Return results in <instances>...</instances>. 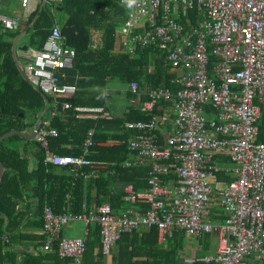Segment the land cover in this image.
<instances>
[{
    "label": "built area",
    "instance_id": "obj_1",
    "mask_svg": "<svg viewBox=\"0 0 264 264\" xmlns=\"http://www.w3.org/2000/svg\"><path fill=\"white\" fill-rule=\"evenodd\" d=\"M61 3L62 0H54ZM130 7L118 29L119 51L134 56L138 46L155 48L164 65L175 74L180 86L171 110L154 116L145 124H127L150 133L158 126L171 125L165 146L158 148L150 134H140L128 143V150L140 161L152 164L148 188L137 192L131 185L123 190L127 206L118 213L108 202L81 213H57L50 205L43 209V231L49 236L43 251L58 243V255L80 264L85 251L87 226L97 222L101 253L109 256L124 232L140 226L156 227L162 244L175 231L190 237L216 235L212 254L193 260L195 264H262L264 261V144L258 143L264 115V0H116ZM27 9L31 0H19ZM2 0H0L1 9ZM19 19L0 13V30L15 32ZM75 51L63 44L59 28L50 31L40 50H29L24 67L30 84L47 97L49 120L43 119L36 141L47 147L57 132L51 120L71 109L60 98L75 95L77 88L61 79L71 70ZM132 95L138 86L130 83ZM170 89L148 92V100L130 104L151 112L159 101H169ZM77 118L109 119L103 109L74 108ZM85 114V115H84ZM88 114V115H87ZM264 123V121H263ZM93 130L82 145L83 156L60 157L48 154L45 165L72 172L83 168L104 171L106 164L86 160L93 146ZM174 161L176 182L162 184L168 174L167 162ZM229 163V165L225 164ZM133 164L126 163L127 168ZM87 176V175H85ZM232 178L217 183L215 177ZM212 184V185H211ZM216 200L224 220L207 216L208 203ZM81 222L83 236H61L62 227Z\"/></svg>",
    "mask_w": 264,
    "mask_h": 264
},
{
    "label": "trees",
    "instance_id": "obj_2",
    "mask_svg": "<svg viewBox=\"0 0 264 264\" xmlns=\"http://www.w3.org/2000/svg\"><path fill=\"white\" fill-rule=\"evenodd\" d=\"M60 7V14L65 18L61 33L65 44L74 49L76 54L73 70L77 76L74 82L77 91L71 98L59 99L60 102H68L71 109L65 112L63 120L57 117L51 120L50 127L56 130L57 136L48 138L49 149L60 156L78 157L82 153V145L88 132L93 130V146L88 149L85 158L108 166L104 171H94L89 167L75 172L57 169L45 165L42 151L36 159V168L28 173L26 162L16 152H11L4 146L5 142L18 137L13 136L0 143V164L6 169L0 181V264H72L58 255V243L54 244L49 253H40L36 257L26 254L20 260L16 252L5 249L4 234L14 229L13 224L10 227L2 226L5 217L15 218V223L21 219L18 213L15 214L16 217L13 215L16 206L14 200L29 190L38 199V215L43 214L46 205H50L57 213L66 210L81 213L84 204L89 211L103 202H108L116 213L123 210L127 204L123 200V191L118 186L122 188L133 184L135 191L146 189L149 172L147 166H124L133 156L128 150V139L144 131L127 127V124L149 122L154 115H162L174 99L160 101L152 112H141L128 104V101L137 98L138 103L145 102L148 100V92L160 87L170 89L175 96L180 87L173 83L175 74L164 66L160 52L154 53L149 48L137 49L135 56L131 57L115 50L116 28L126 18V11L116 0H63ZM40 8L31 15L29 23L21 27L20 31L7 33L0 30V136L12 130L22 131L27 117H31L29 125L34 128L45 109L42 95L20 77L11 56V44L6 41L8 36L13 39L19 32L29 29L32 47L42 49L55 25L52 13L56 11L51 4L46 5L42 12ZM37 15L40 17L30 29L29 26ZM95 29L101 30L98 40L92 33ZM95 43V47H92ZM150 67L152 69L149 70ZM110 81H117L124 88L117 91L127 101L120 117L112 115L111 119H76L75 107L109 110L106 103L108 95L104 89ZM133 82L138 86V96L132 95L128 88ZM48 100L53 105V98L48 97ZM263 121L264 115L260 122V144H264ZM109 142L117 145L102 146ZM217 177L220 179L218 181L231 182L229 178ZM35 227L42 229L43 222L41 224L38 221ZM183 234L182 231H175L168 238L169 248L166 249L157 245L156 227L140 226L132 232H124L116 241L117 252L112 256L111 264H182L179 262V252L183 248ZM46 238L44 233L29 235L20 232L17 241L21 243L29 239L35 240L36 247H41ZM85 241L80 264H104L105 256L101 253V234L97 222L87 226ZM144 257L147 261L142 260Z\"/></svg>",
    "mask_w": 264,
    "mask_h": 264
},
{
    "label": "crops",
    "instance_id": "obj_3",
    "mask_svg": "<svg viewBox=\"0 0 264 264\" xmlns=\"http://www.w3.org/2000/svg\"><path fill=\"white\" fill-rule=\"evenodd\" d=\"M3 1H5V4L7 6H3ZM10 1L13 2L14 0H2L0 13L2 15L7 16V17L18 18L19 19V23L20 24H19L18 30L15 31V32L20 31L21 30V27H25V25H27L29 23V18L31 17L32 14H34L39 9V7H41L40 8V12H42L43 8L46 5H50V4L52 5L53 10H55L56 12H58V13H56V12L52 13V15L54 16V20H55V25L52 28L57 27V28H59V30L61 32V26L65 22V18L63 17L62 14H60V12H61V7L60 6H61V3L62 2L61 3H57L54 0H31L30 6L27 9H22L20 7L19 0H15L14 1V3H13L14 5H13L12 8L9 7ZM121 6L124 8V11H126V18H127L128 12L130 10V7H128L127 5H121ZM39 17H40V15H37L36 16V18L33 20V22L29 26L30 29L33 28V26L35 25V23H36V21L38 20ZM126 18H124V19H126ZM122 22L118 24V26L116 28V33H115V35H116L115 50L117 52H119V48H118L119 47V45H118V35H119L118 34V29L121 26ZM3 31L4 32H7V33H14V32L6 31V30H3ZM92 33H93L94 38L96 36V40L100 39L101 30L95 29V30L92 31ZM17 36H19V38L17 40L16 47L19 48V49L16 50V54H17V56H19L21 58L20 60H25L26 63H28L29 62V50L30 49L36 50V48L32 47L31 43L29 42V36H30L29 29L24 30L22 32H19L15 36V38H13V39H9V36H8V38H7L6 41L7 42H10L11 47H12V44H13L14 40L17 38ZM22 36H24V38H26V41L24 43H22V44H19V41L22 38ZM62 36H63V44L65 46H67L65 44L64 35L62 34ZM95 45H96V43L94 45H92V47H95ZM25 46L28 47L27 51H24V47ZM67 47H69V46H67ZM69 48H71V47H69ZM138 49H148V48H144V47L138 46ZM149 49H152L154 53L155 52H158L157 50H154L153 48H149ZM135 54H136V52H135ZM11 56H12V52H11ZM12 59H13V56H12ZM20 60H19V64H20ZM13 61H14V59H13ZM14 64H15V67H16V69L18 71V68H17V65H16L15 61H14ZM25 66H22V68H24ZM149 69H152V68L150 67ZM18 73H19V71H18ZM73 73H74V76L72 78H70L71 77L70 74H73ZM19 75L22 78V80L26 81L24 79V77L21 76L20 73H19ZM76 77L77 76H76L73 68L71 70L63 71V73L61 75V79L65 83H71L73 85H75L74 82L76 81ZM26 82L30 83L29 81H26ZM122 90H124V88ZM71 97L72 96L67 97V98H71ZM172 98L174 100L172 101V103L166 109H164V111L162 113V115L167 114L169 118H172L171 110H172L173 105H174V102H175V96L173 95ZM172 98L170 99V101L172 100ZM132 99H135L137 101V98H132ZM161 102H166V101H161ZM158 103H160V101ZM128 104H130V100L128 101ZM75 108H77V107H75ZM81 108H86V107H81ZM89 109H98V108H89ZM101 109H104V108H101ZM108 109H109V105H108ZM117 109H115V110L112 109V110H114L112 112H110V110H105V109H104V111L107 112L108 114H110L111 116L113 115V116L120 117V115L123 112V108H120L119 109L121 111L120 113L116 112ZM138 110H140V108H138ZM41 115H40V117H41ZM65 115H66L65 113L59 114L57 116V118H60L61 120H63L65 118ZM76 115H75V118L76 119H88V118H77ZM162 115H160V116H162ZM160 116L158 115V117H160ZM95 119H98V118H95ZM90 120H94V119H90ZM31 121H32L31 120V117L30 118L27 117L25 119V121H24L25 126L22 127V131H24V133L29 134V133H31L33 131L34 128H31V126L29 125V123ZM171 130H172L171 125H167V124L165 125V124H163V125L158 126L155 130H153L150 133H144L145 132V130H144L143 132L139 133L138 135H140V134H150V135H153L155 137V139H156V145L158 146V148H163L165 146V139H166L167 135L172 133ZM137 136H135V137H137ZM16 137H18V136H16ZM135 137H132V138L128 139V143L131 141V139H133ZM9 138H11V137H9ZM9 138H7V139H9ZM5 141H6V139H5ZM5 141H3V142H5ZM116 145H117V143L109 142V143H106V144H104L102 146L112 147V146H116ZM4 146L6 148H8L9 151L16 152L18 154L19 158L21 160H24L26 162V164L28 165V167H27L28 173H29V171L32 172L36 168V165H37V160L36 159L39 156V154L42 153V151L44 152V155H45L44 156V163H45V158H46V156L48 154L55 155V156H60V155H57V154L52 153L50 151V149H49V143H48L47 147L45 148L41 144L37 143V141L35 143H32V142L26 141V139H22L20 137H18V139H11V141L5 142ZM130 153H132V152H130ZM132 154H133V156L131 157V159L129 161L135 167L147 166L149 168V172H148V176H147V181H148V179H149V173L151 171L152 164L150 162H148V161H140L138 158H136V155L134 153H132ZM81 156H83L82 153H81L80 156H78L76 158H79ZM60 157H64V156H60ZM95 163H98V162H95ZM174 164H175V162L173 160L171 162H167L165 164L168 167L169 170H168V174L165 177H162L161 178V181H163L162 184H166L167 182H170V181L176 182V176H175V171H174ZM225 164L229 165V163H225ZM52 167H55V166H52ZM57 169H61V168H57ZM7 170H9V169H7ZM5 171H6V169L3 166L2 175L4 174ZM170 172H172L173 174H171ZM171 175H174L173 178L170 177ZM1 178H2V176H1ZM225 178H229V177H225ZM229 179H231V181H233L232 178H229ZM218 180H220V179H218V177H215V179H214L215 182H217V183L220 182L222 184L224 183V185L226 184V181L224 182V181H218ZM0 181H1V179H0ZM129 185H131L132 188L134 189L133 184H129ZM129 185H124V186H122V188H121V186H118V189L120 188L123 191L124 188H126ZM146 189L137 190V192H142V191H145ZM14 203H16V206L14 208V214L13 215L16 217L15 214L18 213V215H20V218L21 219H20V221L18 220L15 223V221H16L15 218L14 219H11L10 217H5V220L3 221L2 226H4V227H10V225L13 224V228H14L12 230L6 231L5 232L6 234H4V239H5L4 245L6 247L5 249L6 250H12V251L16 252L17 255H18V257H17L18 260H20L26 254H30V255L36 257L40 253L41 254L47 253V252L43 251V249H42L43 246L36 247L35 240L34 241H30V239H29V240L21 241V243H18V241H17V236H18V234L20 232H24V233H27L29 235H34V234H39L40 235V234L44 233L46 235V237H47L46 238V241H45V244L47 243V240L49 238L48 234L43 231V228L42 229H37L35 227L36 224L38 223V221L41 224H42V222L44 224L43 214L38 215V208H37L38 199L35 198L34 195H33V193L32 192H29V190H28V191L22 193V195H21V197L19 199L14 200ZM207 206H208L207 216H208V218L210 220L215 221V222H217V221L220 222V221H223L224 220L225 214L223 213L220 205L216 202V200H214V199L210 200ZM80 223L79 222H72V223L70 222L68 225L62 227V229H61V236H68V235H66L67 233L65 231H67V232L69 231V232L74 233L73 236H78L77 235L78 233H79L80 236H83L84 229L85 228H84L83 224L81 225ZM183 235H184L183 248L179 252V262L182 263V264H192V261L193 260H196L198 258H201L202 256L196 257L195 259H191L190 257H186V256L183 255L184 254L183 251L186 250V248H185V239H186V237H190V236H187L185 234H183ZM205 235H207V237ZM212 236H214V238H215V245H214V248L213 249H210L209 248V239ZM194 238H201V239L204 240L205 247L208 250L205 253V255L214 253L215 247H216V235L213 232L212 233H206V234H203L200 237H194ZM167 240H165L164 243L159 244L158 243V235H157V245L160 248H166V249L169 248L168 241ZM199 249H200V241H198L197 246H196V250L199 251ZM190 251H191V249H190ZM116 252H117V248L114 247L113 252L109 256H106V257L103 258L104 264H111L112 263V256H115V253ZM191 253H192V251H191ZM142 260L147 261L146 257L142 258Z\"/></svg>",
    "mask_w": 264,
    "mask_h": 264
},
{
    "label": "rangeland",
    "instance_id": "obj_4",
    "mask_svg": "<svg viewBox=\"0 0 264 264\" xmlns=\"http://www.w3.org/2000/svg\"><path fill=\"white\" fill-rule=\"evenodd\" d=\"M14 1L13 2L10 1V4H9L10 8L13 7ZM3 6H7L5 4V1H3ZM25 41H26V38H24V36H22V38L19 41V44H22ZM20 64L22 66H25L27 63H26L25 60H20ZM165 67H167V66H165ZM70 76H71L70 78H72L74 76V73L70 74ZM122 88H123V85L121 83H119L117 81H110L107 84V87L104 89V92L106 93V95H108L106 103H107V105H109L110 112H112V111H114L115 109L118 108L116 110V112L120 113L121 111L119 109L120 108L124 109V107H126V104H127L126 99H124L122 96L118 95V93L116 92V91L122 90ZM112 109H114V110H112ZM103 111H104V109H103ZM111 117L112 116L110 115L109 119H111ZM44 119L46 121L49 120L48 112H47V115L44 117ZM80 224L82 225V223H80ZM65 232L67 233V234L66 233L65 234L68 235V236H73L74 235V233H72V232H69V231L68 232L65 231ZM77 235L80 236L79 233ZM198 241H200V249H199V251L196 250V246H197ZM214 245H215V238H214V236H212L209 239V248L213 249ZM185 248H186V250L183 251L184 252L183 255L186 256V257H190L191 259H195L196 257L203 256L208 251L207 248L205 247L204 240L201 239V238H194V237H186V239H185ZM190 249H191L192 253H191Z\"/></svg>",
    "mask_w": 264,
    "mask_h": 264
},
{
    "label": "water",
    "instance_id": "obj_5",
    "mask_svg": "<svg viewBox=\"0 0 264 264\" xmlns=\"http://www.w3.org/2000/svg\"><path fill=\"white\" fill-rule=\"evenodd\" d=\"M18 38H19V36H17V38L14 40V42L12 44V47H11L12 56H13V59L17 65L18 71L21 74V76L24 77V79L26 81H29L24 68H22V66L19 64V60L21 58L19 56H17V54H16V50L19 49L16 47V43H17ZM27 49H28V47L25 46L24 51H27ZM34 88L42 95V97L45 101V109H44V112L42 113L41 117L39 118L38 122L34 126L33 131L29 134L24 133V131H18V130L9 131V132L3 134L2 136H0V143L5 141V139L12 137V136H15V135L22 138V139H26V141H29L32 143L36 142L37 133H38V131L42 125L44 117L47 115V112L49 110V100H48V97L45 94H43L38 88H36V87H34ZM2 172H3V166L0 164V179L2 176Z\"/></svg>",
    "mask_w": 264,
    "mask_h": 264
},
{
    "label": "clouds",
    "instance_id": "obj_6",
    "mask_svg": "<svg viewBox=\"0 0 264 264\" xmlns=\"http://www.w3.org/2000/svg\"><path fill=\"white\" fill-rule=\"evenodd\" d=\"M133 2V0H129V3L131 4Z\"/></svg>",
    "mask_w": 264,
    "mask_h": 264
}]
</instances>
